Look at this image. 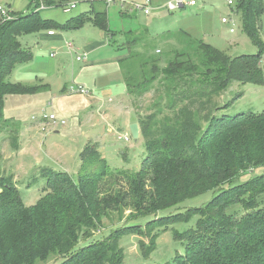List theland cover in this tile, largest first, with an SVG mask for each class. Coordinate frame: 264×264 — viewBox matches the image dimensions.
<instances>
[{
    "label": "trees",
    "instance_id": "1",
    "mask_svg": "<svg viewBox=\"0 0 264 264\" xmlns=\"http://www.w3.org/2000/svg\"><path fill=\"white\" fill-rule=\"evenodd\" d=\"M27 1L28 13L0 20V121L6 96L38 91V87L6 82L14 66L32 59L18 39L41 31H73L85 23L82 17L63 25L42 19L39 0ZM42 1L47 7L58 6L56 0ZM237 8L242 31L257 49L255 55L230 57L194 43L174 53L162 68L154 58L142 60L134 77L125 71L130 97L140 98L157 84L167 101L149 115L137 114L145 146L137 172L113 171L97 151L84 159L83 150L74 175L43 170L51 174H44L45 195L30 207L22 203L13 176L0 172V264H37L49 259L55 260L53 264H122L120 238L143 235L146 227L148 243L140 240L138 246L147 259L158 237L152 232L163 220L156 215L209 191L216 194L207 203L170 217L169 224L196 220L187 230L174 232V238L184 244V253L165 264H264V209L257 204V196L264 194V173L244 183L237 181L264 166V111L217 115L228 106L217 98L231 83L264 84V43L257 22L264 2L240 0ZM105 16L92 11L87 19L108 31ZM130 59L129 52L123 60ZM162 112L167 114L161 116ZM10 146L20 149L17 136ZM232 204L244 211L227 214ZM125 211L130 213L124 222L94 239L104 221L121 220ZM141 220H146L144 226Z\"/></svg>",
    "mask_w": 264,
    "mask_h": 264
},
{
    "label": "rangeland",
    "instance_id": "2",
    "mask_svg": "<svg viewBox=\"0 0 264 264\" xmlns=\"http://www.w3.org/2000/svg\"><path fill=\"white\" fill-rule=\"evenodd\" d=\"M126 1L127 4L121 6L117 3L107 5L106 0H56L58 6L47 7L44 1L39 0L38 7H45L40 10L42 19L63 25L71 18L82 17L85 23L75 31H67V35L71 36H66L60 43H52V39L47 41L46 31L18 39L22 48H30L33 58L14 66L6 82L38 87V91L31 95L5 97L0 121V172L13 176L26 207L34 205L45 195L44 174H51L43 170H66L74 175L83 150L84 159L97 151L96 154L113 171L129 170L135 173L139 170L145 156V146L141 139L133 140L129 127L138 122L137 114L149 115L154 108L162 109L167 101L157 84L154 86L156 89L140 98L125 95V71L134 77L141 70L142 60L154 58L158 59V66L162 68L174 53L194 43L211 46L230 57L257 53L256 47L242 31V14L237 10L240 0H232L231 7L227 6L226 0H197V6H185L173 11L165 6L175 0H149L153 9L149 15L130 11L132 4L142 5L146 0ZM71 3H75V8L64 12V8ZM28 5L27 0H0V8L7 11L8 17L28 13ZM92 11L106 14L108 31L88 21ZM223 18L235 21L232 33L228 24L221 23ZM0 20H3L1 15ZM257 22L260 39L264 43V12ZM53 32L55 35L60 33L58 30ZM35 36L38 37L41 51L35 49ZM65 42L71 43L79 53L84 52L87 45L96 49L88 56V62H77L76 55L65 49ZM129 52L131 59L123 60L128 58ZM51 53H55V56L50 57ZM261 66L264 73V54ZM72 86L83 87L88 94L70 93ZM217 101L221 105L228 104L219 111L218 116L260 114L264 111V84L233 82ZM48 114H53L58 122L64 121L65 125L53 127L50 121H43V116ZM166 114L162 112L161 116ZM30 123L38 126L26 134L25 127H29ZM13 136H17L21 148L18 151L10 146ZM118 137H127L128 140H119ZM87 139L92 141L88 142ZM262 173L264 166L244 173L237 181L244 183L253 175ZM215 194L206 192L156 215V219L163 217V220L156 224L152 232L158 233V237L155 250L147 259L142 256L138 246L140 240L148 243L145 237L147 227L143 235L122 236L119 240L124 250L122 264H165L177 255H183L184 244L174 238V232L187 230L196 218L193 217L188 223L169 224L170 217L202 206ZM257 204L264 209V194L257 196ZM243 211L237 204L225 210L231 215H240ZM129 213L125 211L121 220L114 217L112 222L104 221L103 230L95 234L94 239L105 235L106 228L124 222ZM145 221L141 220L140 224L144 226ZM54 261L49 259L37 264H53Z\"/></svg>",
    "mask_w": 264,
    "mask_h": 264
},
{
    "label": "built area",
    "instance_id": "3",
    "mask_svg": "<svg viewBox=\"0 0 264 264\" xmlns=\"http://www.w3.org/2000/svg\"><path fill=\"white\" fill-rule=\"evenodd\" d=\"M111 3H117V4H120L121 6H124L125 4H127V1L126 0H106V4L109 5ZM226 4L228 7H231L233 5V2L232 0H226ZM197 5V0H175V1H172V2H169L165 7L168 9V10H176V9H179V8H183L185 6H190V7H193V6H196ZM75 8V3H71L69 5V7H66L64 8V12H69L71 9H74ZM45 9V7L43 5H41L40 7H38L37 10H43ZM138 11V12H141L143 13L144 15H149L151 12H152V7H150V1L149 0H146L144 4L142 5H137V4H132L131 5V9L130 11ZM7 12V11H6ZM4 10H2L0 8V15L1 17L3 18V20H9L10 17H8V14L6 13ZM221 23L222 24H228L229 25V32H233L234 31V25H235V21L232 20V19H226V18H223L221 19ZM47 35L48 36H54V32L53 31H47ZM65 49L70 53V54H75V60L77 62H86L87 60V55L85 53L83 54H78L76 52V49L74 48V46L71 44V43H65ZM55 56V53H51L50 54V57H54ZM69 92L72 93V92H77V93H80V94H83V95H87L88 92L84 90L83 87H70L69 88ZM32 120H34L32 118ZM43 121H50L52 123V126L53 127H57V126H60V125H65L64 121H61V122H58L56 121V118L54 117L53 114H48L46 116H43ZM45 123H48V122H45ZM119 140H124V141H127L128 138L127 137H118Z\"/></svg>",
    "mask_w": 264,
    "mask_h": 264
},
{
    "label": "crops",
    "instance_id": "4",
    "mask_svg": "<svg viewBox=\"0 0 264 264\" xmlns=\"http://www.w3.org/2000/svg\"><path fill=\"white\" fill-rule=\"evenodd\" d=\"M197 6V5H196ZM73 31H75V30H73ZM60 32V31H59ZM70 32V31H69ZM69 32H60L59 33V35H54V36H48L47 35V31H46V34H45V38L47 39V41H49V40H53L52 41V43H60L61 42V40H64V39H66V36H71V35H67V34H69ZM38 37H34V39H33V43H36L35 44V49L37 50V51H39L38 49H40V51H41V48H39L40 46H38L39 45V43H38V39H37ZM49 39V40H48ZM65 43H67V42H65ZM64 43V44H65ZM27 45V47L29 46V44H26ZM28 50L30 49V48H27ZM76 49V48H75ZM96 48H94V46L93 47H91V46H89V45H87L85 48H84V52H82V53H79L78 52V50L76 49V52L78 53V54H83V53H85L86 55H87V58H88V56L91 54V53H93V51L95 50ZM29 52L32 54V58H33V53H32V51L31 50H29ZM86 62H88V59L86 60ZM45 85V87H47L48 85L47 84H44ZM124 93H125V95H127V92H126V90L124 89ZM128 96V95H127ZM108 101H110V100H108ZM137 125H138V123H136ZM37 126H38V124H31L30 123V126L29 127H25V129H26V134L27 133H30V131H31V129L32 128H37ZM55 132V131H54ZM55 134H57V132H55ZM139 140L141 139L140 138V135H139V138H138ZM88 140V139H87ZM92 141V139L90 140H88V142H91ZM21 149V148H20ZM80 165V164H79ZM79 165L77 164V168L79 167ZM76 168V169H77ZM65 173H67L66 172V170H65Z\"/></svg>",
    "mask_w": 264,
    "mask_h": 264
},
{
    "label": "water",
    "instance_id": "5",
    "mask_svg": "<svg viewBox=\"0 0 264 264\" xmlns=\"http://www.w3.org/2000/svg\"><path fill=\"white\" fill-rule=\"evenodd\" d=\"M129 131L131 134V137L133 138L134 141H137L140 135L139 127L137 124H132L129 127Z\"/></svg>",
    "mask_w": 264,
    "mask_h": 264
}]
</instances>
